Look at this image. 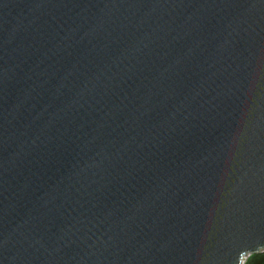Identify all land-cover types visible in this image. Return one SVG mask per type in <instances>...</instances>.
I'll list each match as a JSON object with an SVG mask.
<instances>
[{
	"label": "water",
	"instance_id": "95a60500",
	"mask_svg": "<svg viewBox=\"0 0 264 264\" xmlns=\"http://www.w3.org/2000/svg\"><path fill=\"white\" fill-rule=\"evenodd\" d=\"M261 252L264 0H0V264Z\"/></svg>",
	"mask_w": 264,
	"mask_h": 264
},
{
	"label": "trees",
	"instance_id": "16d2710c",
	"mask_svg": "<svg viewBox=\"0 0 264 264\" xmlns=\"http://www.w3.org/2000/svg\"><path fill=\"white\" fill-rule=\"evenodd\" d=\"M243 264H264V252L249 255Z\"/></svg>",
	"mask_w": 264,
	"mask_h": 264
}]
</instances>
